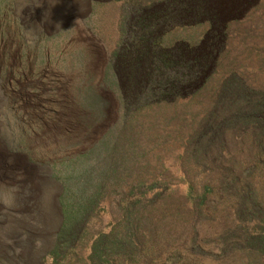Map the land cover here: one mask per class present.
I'll return each mask as SVG.
<instances>
[{
	"label": "rangeland",
	"instance_id": "rangeland-1",
	"mask_svg": "<svg viewBox=\"0 0 264 264\" xmlns=\"http://www.w3.org/2000/svg\"><path fill=\"white\" fill-rule=\"evenodd\" d=\"M185 1L0 0V264H94L136 183L139 239L106 264H264L245 239L264 215L236 212L247 187L264 208V129L228 132L232 187L185 155L221 84L264 92V0ZM155 11L158 47H219L193 94L131 100L120 52Z\"/></svg>",
	"mask_w": 264,
	"mask_h": 264
},
{
	"label": "trees",
	"instance_id": "trees-1",
	"mask_svg": "<svg viewBox=\"0 0 264 264\" xmlns=\"http://www.w3.org/2000/svg\"><path fill=\"white\" fill-rule=\"evenodd\" d=\"M178 1L183 3L179 5L181 11L186 9V1ZM187 12L193 16L201 15L197 9L195 14L191 10ZM160 13L161 11H155L149 15L150 20L147 23L141 22V32H136L132 42L126 44L120 52L119 58L122 61L119 66L124 74L121 86H125L122 94H127L131 100L161 97L163 101H170L177 96L193 94L204 82L213 53L219 47V40L214 46L205 48V52L188 48L185 52L176 53L158 47L156 31L153 28L163 18ZM213 103L207 116L190 133L185 145V155L200 168L218 172L223 188H227L232 187L235 181L232 168L223 162L222 154L229 141L228 132L245 128L264 129V92L251 90L242 82L232 81L230 78L220 85ZM104 172L107 176L112 173V169L107 168L103 174ZM205 188L204 186L201 192H196L189 183L185 196L191 199L195 207H199L204 202ZM128 190L130 195L135 196L124 205V229L121 232L101 233L92 241L89 257L94 264H106L114 255L126 257L139 239L140 222L138 217H132L140 203L138 194L141 195L142 191L138 183L130 186ZM239 197L236 206L238 216L244 218L258 215L262 218L264 208L252 197L249 187ZM245 239L255 251L264 253L263 234L248 232L245 233Z\"/></svg>",
	"mask_w": 264,
	"mask_h": 264
}]
</instances>
